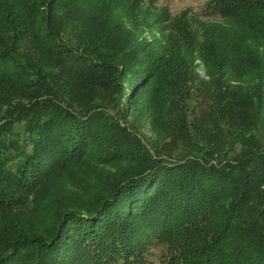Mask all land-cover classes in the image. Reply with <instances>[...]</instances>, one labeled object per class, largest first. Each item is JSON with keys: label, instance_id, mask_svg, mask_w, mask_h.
<instances>
[{"label": "trees", "instance_id": "16d2710c", "mask_svg": "<svg viewBox=\"0 0 264 264\" xmlns=\"http://www.w3.org/2000/svg\"><path fill=\"white\" fill-rule=\"evenodd\" d=\"M156 1L0 0V264H264V0Z\"/></svg>", "mask_w": 264, "mask_h": 264}, {"label": "rangeland", "instance_id": "374dc122", "mask_svg": "<svg viewBox=\"0 0 264 264\" xmlns=\"http://www.w3.org/2000/svg\"><path fill=\"white\" fill-rule=\"evenodd\" d=\"M209 0H157L155 6L159 9L167 8L171 13L172 17H178L181 13L185 11H190L195 14H201L202 10L206 6ZM199 72L202 76H204V72L202 68L199 69ZM195 105V104H194ZM193 108V107H192ZM191 108V109H192ZM194 119L193 110L190 114V120ZM150 123L144 130L145 135L152 138L153 134L150 131ZM16 131L21 132L24 131L22 126H16ZM165 252V247L161 244L155 243L150 248V256L149 260L152 264H161L163 261V253Z\"/></svg>", "mask_w": 264, "mask_h": 264}]
</instances>
